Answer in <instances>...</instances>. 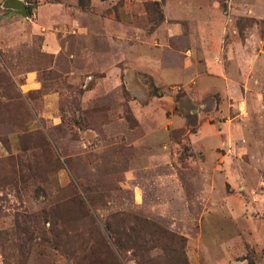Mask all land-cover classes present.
<instances>
[{
    "label": "rangeland",
    "instance_id": "374dc122",
    "mask_svg": "<svg viewBox=\"0 0 264 264\" xmlns=\"http://www.w3.org/2000/svg\"><path fill=\"white\" fill-rule=\"evenodd\" d=\"M0 0V264H264V0Z\"/></svg>",
    "mask_w": 264,
    "mask_h": 264
},
{
    "label": "water",
    "instance_id": "95a60500",
    "mask_svg": "<svg viewBox=\"0 0 264 264\" xmlns=\"http://www.w3.org/2000/svg\"><path fill=\"white\" fill-rule=\"evenodd\" d=\"M6 6L10 9L18 10L24 16L27 15V11L25 9V5L20 0H8L6 2Z\"/></svg>",
    "mask_w": 264,
    "mask_h": 264
}]
</instances>
